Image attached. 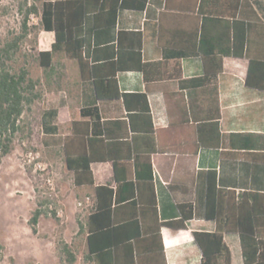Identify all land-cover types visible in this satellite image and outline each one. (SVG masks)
<instances>
[{
    "label": "crops",
    "instance_id": "1",
    "mask_svg": "<svg viewBox=\"0 0 264 264\" xmlns=\"http://www.w3.org/2000/svg\"><path fill=\"white\" fill-rule=\"evenodd\" d=\"M254 22L264 25V0H146L141 9L119 7L114 27L100 37L99 50L92 54L94 43L90 47L95 62L113 59L132 66L115 73L121 94L116 100H95L91 81L82 79L77 61L63 52L53 55V68L42 69L39 79L43 109L37 129L43 148L60 155L76 192L83 195L77 206L85 218L84 226L95 206V187L119 189L122 204L115 218L125 221L141 210L146 221L143 227L151 236L156 224H162L164 259L158 264H201L202 253L193 232L217 231L216 220L204 216V173L215 172V193L219 192L221 204L230 207L233 221L238 218V204L252 202L246 194L264 192V92L245 85L246 58L225 55L216 80L204 79L199 52L201 43L205 48H213L219 41L226 45L237 24L251 27ZM39 34V51H49L54 33L41 30ZM178 51L180 57H176ZM138 63L159 64L149 68L146 79L136 67ZM126 94L146 95L153 143L149 139L147 144L142 134H132L129 115L136 103L127 100L128 108ZM90 107L97 110L96 119L82 115ZM83 122L89 124L85 151L90 149L87 139L94 138L91 148L96 158L90 163L93 185L76 187L63 147L67 143L69 151H78ZM250 136L256 141L255 148L246 146ZM133 137L140 161L122 145ZM107 153L116 157L115 165L104 158ZM148 153L153 192L145 180L136 181L135 162L142 167ZM125 183L135 186L132 194ZM129 203L134 205L128 207ZM180 205H191L192 217L183 227L167 226L165 223L180 220ZM243 218L252 220L249 215ZM260 218V224L251 230L264 237V217ZM83 233L87 251V232ZM223 241L230 264H245L238 229L223 232Z\"/></svg>",
    "mask_w": 264,
    "mask_h": 264
},
{
    "label": "trees",
    "instance_id": "2",
    "mask_svg": "<svg viewBox=\"0 0 264 264\" xmlns=\"http://www.w3.org/2000/svg\"><path fill=\"white\" fill-rule=\"evenodd\" d=\"M119 1L24 0L18 4L17 12L21 16L19 31L0 33V165L2 159L13 151L16 141L31 137V124L25 118V114L31 111L32 105L42 95L40 80L31 77L26 66L28 54L22 50L29 34L27 23L30 16L39 17V24L35 27L36 35L41 30L54 33V42L49 51L33 49L32 57L44 72L53 68V55L63 52L77 61L82 79L91 81L95 100H116L121 97V94L115 73L117 70L132 66L123 65L119 63V60L116 62L113 59L101 64L95 62L90 47L94 43L92 54L95 50H99L100 37L109 33L114 27L119 7L141 9L146 0H135V2L121 0L120 3ZM234 29L232 39L227 40L226 45L219 41L213 48H205L201 43L199 52L203 58L204 79L216 80L217 74L222 70L223 56L246 58L248 68L245 85L264 92V25L260 22H254L251 27L237 24ZM251 34L253 41L250 39ZM255 38L262 41L255 42ZM117 54L119 55V52ZM180 56L181 53L178 51L176 57ZM158 64L138 63L136 67L144 73L147 79L149 68ZM123 98L128 108L130 107L127 100L131 99L136 103L133 106L135 111L129 115L132 134H142L147 139V144L149 139L153 143L151 115L146 95L126 94ZM81 113L83 116L97 118L95 108L83 109ZM80 125L82 142L78 145V151L75 153L69 151L67 143L63 147L66 167L72 172L73 183L76 187L93 185L90 163L96 158L91 148L94 138L87 139L90 149L88 153L85 151V137L88 134L89 124L83 122ZM200 141L206 143L201 139ZM122 145H126L134 155L137 154L134 137L132 142L122 143ZM246 146L250 148L257 146L252 136ZM110 154L112 153H107L104 158L111 160L115 165L116 157ZM137 156V160L140 161ZM137 160L135 162L136 181L145 180L153 192L150 153L144 157L142 167ZM204 174L206 175L204 216L216 220L217 231L215 233L193 232L194 241L202 253L201 264H230V252L223 241V232L229 229H238L240 233L245 264H264V237L256 235V231L251 230L260 224V217H264V192L255 191L246 194L251 197L252 202L250 205L238 204L236 207L238 218L233 221L229 218L230 207L221 204L218 197L219 192L215 193V172L207 171ZM125 184L129 186L125 188L130 189L132 194L135 186H132V183ZM117 192L119 189L114 192L108 186L95 187V206L85 226L78 222L79 233L87 232V251L83 264H158L161 259H164L160 236L162 224H156V228L152 231L155 235L151 236L152 234L147 235L148 230L143 227L146 221L144 212L141 210H137L135 215H132L133 217L130 215L125 221L115 218L117 208L122 204ZM49 205L48 199L42 200L33 212L29 220L33 233H36L40 216L49 213L56 217L55 211L49 210ZM133 205L134 203H129L128 207ZM178 208L181 212L180 220L165 223L167 226L183 227L184 222L192 217L191 205H180ZM246 215L251 216L252 220L251 218L249 221L247 218L245 220L243 216ZM153 217L157 220L155 214ZM222 218L225 219L222 220ZM0 249H2L1 245ZM60 253L61 259L67 264L75 263L76 256L67 244L61 243Z\"/></svg>",
    "mask_w": 264,
    "mask_h": 264
},
{
    "label": "rangeland",
    "instance_id": "3",
    "mask_svg": "<svg viewBox=\"0 0 264 264\" xmlns=\"http://www.w3.org/2000/svg\"><path fill=\"white\" fill-rule=\"evenodd\" d=\"M22 1L0 0V33L19 31L21 16L17 7ZM38 24L39 17L30 16L29 34L22 46L28 54L26 66L34 79L43 77L42 68L32 57L33 49L40 50V34L36 35L35 29ZM42 109V101H35L25 114L31 124V137L16 141L13 151L0 165V264H67L61 259V243L75 254L74 264L84 262L85 235L79 233L78 222L84 224L85 218L77 206L83 195L76 192L60 155L42 146L37 129ZM49 178L53 188L47 185ZM45 199L50 201L48 208L55 211L56 217L49 213L40 216L33 233L29 220Z\"/></svg>",
    "mask_w": 264,
    "mask_h": 264
},
{
    "label": "built area",
    "instance_id": "4",
    "mask_svg": "<svg viewBox=\"0 0 264 264\" xmlns=\"http://www.w3.org/2000/svg\"><path fill=\"white\" fill-rule=\"evenodd\" d=\"M46 182H47V185H48L49 187H52V188H53L54 184H53V180H52V179L49 178V179H47ZM79 206H82V204L80 203Z\"/></svg>",
    "mask_w": 264,
    "mask_h": 264
}]
</instances>
